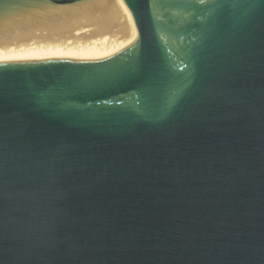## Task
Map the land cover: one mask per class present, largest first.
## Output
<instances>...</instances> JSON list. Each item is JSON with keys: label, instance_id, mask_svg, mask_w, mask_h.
<instances>
[{"label": "water", "instance_id": "95a60500", "mask_svg": "<svg viewBox=\"0 0 264 264\" xmlns=\"http://www.w3.org/2000/svg\"><path fill=\"white\" fill-rule=\"evenodd\" d=\"M0 264H264V0H0Z\"/></svg>", "mask_w": 264, "mask_h": 264}]
</instances>
